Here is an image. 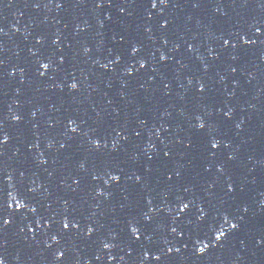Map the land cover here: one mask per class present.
<instances>
[{"label": "water", "instance_id": "obj_1", "mask_svg": "<svg viewBox=\"0 0 264 264\" xmlns=\"http://www.w3.org/2000/svg\"><path fill=\"white\" fill-rule=\"evenodd\" d=\"M200 2L0 0L5 264H264V6Z\"/></svg>", "mask_w": 264, "mask_h": 264}, {"label": "snow or ice", "instance_id": "obj_2", "mask_svg": "<svg viewBox=\"0 0 264 264\" xmlns=\"http://www.w3.org/2000/svg\"><path fill=\"white\" fill-rule=\"evenodd\" d=\"M132 2H134V0H132ZM246 2H247V0H245V3H246ZM150 4H151V8H152V9H156L158 6L167 7L168 4H169V0H150ZM102 5H103V0H101V3L98 4L97 6L100 7V6H102ZM261 5L264 6V0H261ZM37 6H38V5H37ZM62 6H63V5H62L61 3H57V5H56V7H58V8H59V7H62ZM200 6H201V2H200V0H194L193 7H197V8H198V7H200ZM150 18H151V17H150ZM0 31H2V29H0ZM260 31H261L260 28H257V29H256V33H257V35L260 34ZM241 40H243V43L246 44V45L249 44V43H252V44L256 43V41H254V40H253V41H249V40L245 39L244 37H241ZM38 42H39V41H38ZM53 43H57V41H53ZM165 43H166V41H165ZM223 43H224L225 46H227V45L229 44V41H228L227 39H225V40L223 41ZM231 47H232V48H236L237 45L233 43V44L231 45ZM138 50H139V49L134 45V46L132 47V54L135 55V53H136ZM85 51H88V49H85ZM233 59H235V57H233ZM160 60H161V61H165V60H166V57H165L164 55H161V56H160ZM114 62H115V63H119V62H120V58L117 57L116 60H115ZM2 63H3V62L0 61V64H2ZM61 63H63V61H61ZM41 67H42L43 69H45V70H48V69L51 67V65H50L49 63H43V64L41 65ZM104 67H107V66L105 65ZM144 67H145V63H144V62H141V63H140V68L143 69ZM235 71H236V70L233 69V72H235ZM129 74H130V73H129ZM40 75H41V76L45 75V72H41ZM69 87H70V89H72V90H78L77 83H75V82L71 83ZM198 91H199L200 93H203V92L205 91V88H204L203 86H200V87L198 88ZM33 115H35V114L33 113ZM226 115H229V116H230V113H226ZM16 119L18 120L19 117H16ZM72 123H74V121H70V122H69V126H70ZM196 127H197V130H203V129L205 128V124H204L203 122H201L200 117H197V125H196ZM237 127H239V125H237ZM70 130H71V132H73V133H76V132H77V128H76V127H71ZM118 135H119V133H118ZM137 135H139V133H137ZM125 139H127V137H125ZM7 140H8V136H7L6 134L3 135L2 138H0V144H4V143H6ZM90 143H91V145H92V148H93L94 150H97V151H99L102 147H103V148H106V147H107V144H102V143L100 142V140H98V139H96V140H92V141H90ZM220 143H221L220 141L213 139V140L210 142V146H211L212 149H218L219 146H220ZM188 146L190 147L191 145L189 144ZM61 147H64V145H61ZM112 150H113V151L116 150V145H115V144H113V148H112ZM164 156H165V157L169 156V153H168V152H165V153H164ZM150 159H151V157H150ZM228 159L231 160V159H233V157H232V156H229ZM45 162H46V161H41V163H45ZM81 167H83V165H81ZM217 170H218V171H222L223 169H222V167H221V168H218ZM176 175L179 176L180 173H176ZM95 178H96V177H94V179H95ZM141 179H142L141 177L137 176V178H136L137 183H139ZM167 179H168V180H172V176H168ZM111 180L114 181V182H117V181H119V176H118V175H111ZM76 183H79V181H76ZM105 184H107V181H105ZM186 190H187V189H186ZM227 190H228L229 192H232V191H233V186H232V185H229L228 188H227ZM97 194H98V195H105V193L102 192V191H99ZM13 200H15V197H13ZM147 203H148L149 205H152V200L149 199V200L147 201ZM9 207H11V206L9 205ZM16 207H17V209H22V205H21V203L17 204ZM23 207H25V205H24ZM188 208H189V204L185 203V204H183V206L179 209V211H180V212H184V211H185L186 209H188ZM30 210H31L32 212H35V211H36L35 208H31ZM244 211L246 212L247 209H244ZM146 219H148V217H146ZM37 223H39V222H37ZM224 223H225V224L228 223V219H227V218L224 220ZM9 224H10V220H8V219H3L2 224H0V229H3L4 227L8 226ZM70 226H71V228H78V223L71 222V221L65 219V220L63 221V227H64L65 229H68ZM238 227H239V225H238L237 223H231L229 231L236 230ZM21 231H23V229H21ZM93 231H94L93 228L89 227V228L87 229V234H88V235H91V234L93 233ZM138 231H139L138 228H136V227H131V234H132V236H133L135 239H137V240L140 239V237L137 236V232H138ZM172 231L175 232L176 229L173 228ZM225 236H226L225 231H223V230L221 229V230L219 231V234L216 235V236L214 237V239H215L216 241H221L222 238H225ZM146 239L151 240V237L148 236V237H146ZM262 239H264V238H262ZM53 240H54L55 242L58 243V241L56 240L55 237H53ZM3 246H4V242H3V241H0V247H3ZM108 247H109L108 244H104V248L107 249ZM208 248H209V245H208V244H204L203 246H197V247L195 248V251H196L198 254H204V253H206V251H207ZM171 251H172V249L169 248V249H168V252L170 253ZM176 251H179V249H176ZM60 255H63V254L61 253ZM147 258H148L147 253H145V259H147ZM57 259H60V256H57ZM98 259H99V257H98ZM153 259L156 260V261H160V260H161V256H160V255H155V256L153 257ZM0 264H5V262H4V260H3L2 258H0Z\"/></svg>", "mask_w": 264, "mask_h": 264}]
</instances>
